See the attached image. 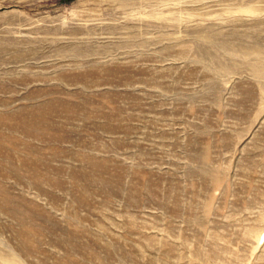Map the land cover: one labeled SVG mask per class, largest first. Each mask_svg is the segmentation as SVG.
Here are the masks:
<instances>
[{
    "label": "rangeland",
    "instance_id": "374dc122",
    "mask_svg": "<svg viewBox=\"0 0 264 264\" xmlns=\"http://www.w3.org/2000/svg\"><path fill=\"white\" fill-rule=\"evenodd\" d=\"M252 46L264 0H0V264H264Z\"/></svg>",
    "mask_w": 264,
    "mask_h": 264
},
{
    "label": "bare ground",
    "instance_id": "6f19581e",
    "mask_svg": "<svg viewBox=\"0 0 264 264\" xmlns=\"http://www.w3.org/2000/svg\"><path fill=\"white\" fill-rule=\"evenodd\" d=\"M203 38L208 39L209 36H203ZM247 53L251 56H253V61L251 62V70L255 76L262 77L264 79V56L262 55V52L258 46H252L250 49H248ZM221 70L229 71L230 68L227 66H219ZM30 115L26 117L23 120L24 127L30 131H32V128L35 129V127L43 125L45 121H41L44 117L41 111H39L38 114L29 113ZM7 138L5 135L0 134V142H4ZM1 145V143H0ZM215 177V176H214ZM215 181L217 182V179L215 177ZM7 264H14L11 260L7 262Z\"/></svg>",
    "mask_w": 264,
    "mask_h": 264
}]
</instances>
